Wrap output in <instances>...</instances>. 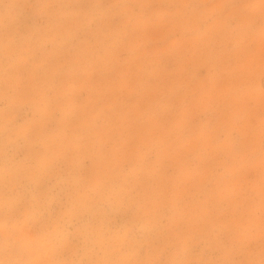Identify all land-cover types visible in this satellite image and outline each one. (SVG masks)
<instances>
[{
  "label": "rangeland",
  "instance_id": "1",
  "mask_svg": "<svg viewBox=\"0 0 264 264\" xmlns=\"http://www.w3.org/2000/svg\"><path fill=\"white\" fill-rule=\"evenodd\" d=\"M0 264H264V0H0Z\"/></svg>",
  "mask_w": 264,
  "mask_h": 264
}]
</instances>
